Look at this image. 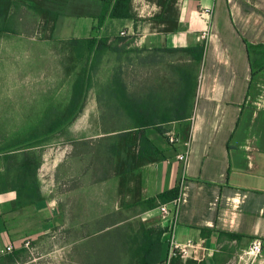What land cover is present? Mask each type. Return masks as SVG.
Segmentation results:
<instances>
[{"label":"crops","instance_id":"obj_1","mask_svg":"<svg viewBox=\"0 0 264 264\" xmlns=\"http://www.w3.org/2000/svg\"><path fill=\"white\" fill-rule=\"evenodd\" d=\"M16 1L19 8L31 4ZM175 7L177 30L165 33L154 19L162 12L157 0H131L132 18L107 16L100 27L104 0L44 4L60 17L37 45L49 46L63 82L53 98L40 101L53 114L32 119L41 132L0 139V264H162L169 238L205 239L198 264H264V0H176ZM93 37L103 44L78 58L80 41ZM203 44L201 62L167 52ZM30 57L38 71L44 55ZM161 66L170 67L169 87ZM189 66L195 98L185 117L172 115L162 125L176 143L148 127L146 136L165 159L121 166L111 149L139 124L131 115L106 122L104 113L149 110L163 95L165 109H180L171 94L181 82L178 71ZM101 69L108 75L98 88ZM90 105L100 118L82 122ZM186 148L183 164L178 156ZM178 186L177 213L164 214L160 207L172 208L177 198L164 202L158 195ZM59 232L61 245L31 246ZM257 239L263 253L254 259L248 249Z\"/></svg>","mask_w":264,"mask_h":264},{"label":"rangeland","instance_id":"obj_2","mask_svg":"<svg viewBox=\"0 0 264 264\" xmlns=\"http://www.w3.org/2000/svg\"><path fill=\"white\" fill-rule=\"evenodd\" d=\"M26 1L21 0L20 2L24 3ZM11 12L18 20L20 30L16 36L13 34L0 35V139H10L14 136H21L23 133L25 137H29V135H33L32 131L41 132L44 127L31 126L33 120L42 112H44L42 115L45 118L50 117L53 111L49 110L50 107L44 109L45 111L41 110L43 104L47 103L40 101L53 98V93L63 82L55 59L48 56L49 46L37 45L41 44V41L50 38L51 24H46L42 16L25 7L12 8ZM33 42H36V45ZM32 44L33 46H31ZM32 51L34 54L44 55L40 64L41 68L38 71L32 69L30 57ZM169 68L165 69L164 66H161L158 69L163 70V73L166 72L163 74L162 79H164V76L167 78L163 80V83L164 85L167 84L168 87L169 82H171L167 77L171 72ZM141 70L146 72L143 68ZM107 75L108 72L104 69H101L97 74L95 73L94 85L102 88ZM113 113L111 111L105 112L103 119L106 122L111 121L113 118L127 119L123 111ZM98 117L100 118V112H98V109H92V105H90L88 110L83 113L82 122L89 119L94 122L93 120ZM110 129H115V127L105 126L103 128L107 131ZM60 234V232L57 233L53 239H42L40 244L34 243L31 246H59L64 242ZM175 260L179 264L183 261L179 258ZM187 261L192 262L193 260L187 259Z\"/></svg>","mask_w":264,"mask_h":264},{"label":"trees","instance_id":"obj_3","mask_svg":"<svg viewBox=\"0 0 264 264\" xmlns=\"http://www.w3.org/2000/svg\"><path fill=\"white\" fill-rule=\"evenodd\" d=\"M28 8L38 15L42 16L46 24H56L60 15L51 11H48L44 8V4L48 1L65 4L68 0H29ZM158 4L162 7V12L154 17L155 21L164 25V29L161 31L165 33L174 32L177 30V15H176V0H157ZM111 0H104V10L103 13L98 18V26L100 27L106 20L107 16L114 18H132L133 14L131 13V0H114L112 9L107 15L109 10ZM18 2L16 0H0V35L1 34H18L17 25L18 20L15 19L12 8H17ZM80 42L84 43L83 46L78 47L77 51L79 52L78 58H82L83 54H91L95 49L103 44V41L97 42L96 37L89 38L86 40H81ZM98 43V44H97ZM251 47V45L247 44ZM205 50V45L198 46L196 48H186L181 50H168L167 52H183L191 54L197 62H201ZM96 53V51H95ZM93 66V65H92ZM179 72L181 82L178 84L177 89L174 88L171 96H176V101L178 102V107L180 109L172 111L165 109V97L159 96L156 99H153L151 108L144 109L143 105H140L136 110H125L124 113L126 116L131 115L133 119H136V122L139 124L138 127L134 128V131L130 133H124L125 135V144H120L111 149L114 156L120 157V165L129 164V167L134 165L139 167L144 163H152L165 159L164 154L155 146L153 142L145 134V130L148 127L155 128L160 134L166 137L168 140V131L163 128V123H166L170 119V116L175 115L178 119L179 117H185L187 115V103L194 100L195 91L197 83L195 81V66H189L181 68ZM84 73L85 70L81 73L82 76H78L75 79L74 86L77 88L83 87L84 85ZM88 85H91V75L89 74L87 79ZM175 92V93H174ZM125 103L127 100V95H122ZM172 97V98H173ZM126 106V104H125ZM185 109V110H184ZM34 129V128H33ZM32 129V130H33ZM57 129V128H56ZM40 131H32L33 135H29L28 138H31L37 135ZM24 134V133H23ZM21 135L22 138H27L24 135ZM132 135L135 136L132 138ZM180 194V187L173 188L164 193L158 195V198L164 202H170L173 199L178 198ZM161 259L159 258L157 262L160 263ZM153 264V262L146 263ZM162 264H165V260ZM171 264H179L177 260H173ZM187 264H198L196 261L187 262Z\"/></svg>","mask_w":264,"mask_h":264},{"label":"built area","instance_id":"obj_4","mask_svg":"<svg viewBox=\"0 0 264 264\" xmlns=\"http://www.w3.org/2000/svg\"><path fill=\"white\" fill-rule=\"evenodd\" d=\"M207 13H209V10H206ZM209 36V31H204L202 33V37L206 39ZM168 141L170 144L176 143V137L173 133H168ZM189 149L186 148L185 151L179 154L178 160L183 163L187 164L189 159ZM172 205V208L169 207V205L164 204L160 207L161 211L164 214H171L177 213V209L179 206V199L177 198L170 204ZM205 239L199 238L198 240H188L187 242L180 243L176 241L174 238H169L167 241V256L165 259V264H171L174 259H182V260H193V261H199L205 256V247H204ZM31 243L29 241L24 243L25 247H30ZM12 250L11 246H8L6 248L7 252H10ZM249 255L256 259L260 257L263 253V244L260 240H254L249 249H248Z\"/></svg>","mask_w":264,"mask_h":264}]
</instances>
